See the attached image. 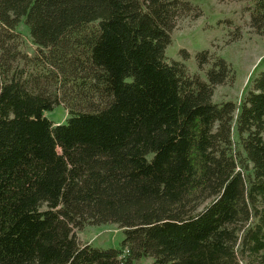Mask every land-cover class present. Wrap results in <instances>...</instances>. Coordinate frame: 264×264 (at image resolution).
<instances>
[{"label":"trees","instance_id":"obj_1","mask_svg":"<svg viewBox=\"0 0 264 264\" xmlns=\"http://www.w3.org/2000/svg\"><path fill=\"white\" fill-rule=\"evenodd\" d=\"M243 1L264 37V0ZM199 14L188 0H0V264H264V71L239 106L214 102L229 63L202 77L166 53ZM22 21L33 56L17 49ZM57 105L63 123L45 115ZM86 224H117L120 247L81 244Z\"/></svg>","mask_w":264,"mask_h":264},{"label":"rangeland","instance_id":"obj_2","mask_svg":"<svg viewBox=\"0 0 264 264\" xmlns=\"http://www.w3.org/2000/svg\"><path fill=\"white\" fill-rule=\"evenodd\" d=\"M188 1L196 6L200 14L197 17L183 16L178 20L171 32L172 42L167 47V56L183 61L191 73H198L202 77L214 57L226 60L234 77L215 87L213 101L220 103L231 100L239 106L251 88L253 78L264 71V37L257 35L250 27L249 13L243 7V0ZM15 30L20 41L17 49L33 56L36 47L31 42L24 22H20ZM235 31L238 34L236 39L233 37ZM182 50L188 53L187 59H183ZM203 50L209 52L211 59L201 69L197 66L195 56ZM45 115L53 123H63L68 112L62 105H57ZM74 233L81 244L88 243L99 248H119L124 238L117 224H86L82 228H75ZM151 261L152 258L144 257L133 264H151Z\"/></svg>","mask_w":264,"mask_h":264}]
</instances>
